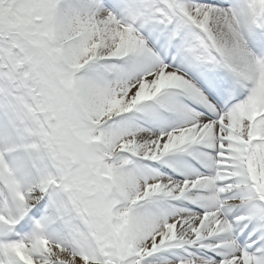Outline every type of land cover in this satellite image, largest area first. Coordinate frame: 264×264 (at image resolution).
Segmentation results:
<instances>
[{"label":"snow or ice","instance_id":"6c2138e0","mask_svg":"<svg viewBox=\"0 0 264 264\" xmlns=\"http://www.w3.org/2000/svg\"><path fill=\"white\" fill-rule=\"evenodd\" d=\"M0 264H264V0H0Z\"/></svg>","mask_w":264,"mask_h":264}]
</instances>
